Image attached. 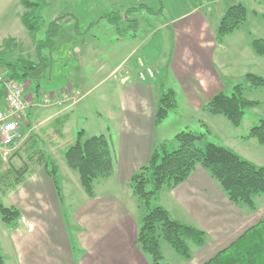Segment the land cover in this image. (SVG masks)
Masks as SVG:
<instances>
[{"label": "crops", "instance_id": "0c3cea01", "mask_svg": "<svg viewBox=\"0 0 264 264\" xmlns=\"http://www.w3.org/2000/svg\"><path fill=\"white\" fill-rule=\"evenodd\" d=\"M238 2L247 8V19L219 43L216 37L220 21L227 9ZM175 6L168 10L170 14H175ZM178 12L170 24L153 30L149 40L142 43L146 46L158 34L163 35L158 39L166 50L156 65L161 70L160 77L141 80L142 65L149 63L141 58L132 61L131 55L107 65L111 71L96 75L97 86L109 83V96L100 98L102 103L95 113L92 136L105 135L110 139L115 170L110 178L95 181L92 197L86 194L78 172L70 169L65 159L67 150L77 140L76 137L66 143L65 127L78 104L68 111L53 108L40 124L47 128L42 151L58 167L61 199L47 168L21 158L22 141L26 138L23 129L27 131L28 119L21 123L23 135L12 147L18 156L5 173L10 178L14 168L17 170L25 163H29V171L19 185L1 192L7 200L2 205L16 208L21 215L10 225L0 217V250L5 264H150L149 257L137 244L146 209L129 183L149 163L155 147L173 141L179 133L165 126L170 116L160 126L155 124L162 92L175 91L178 108L174 112L182 107L193 113L202 112L205 118L200 119V124L210 125L207 119L216 116L204 112L203 107L214 95L225 93L232 83L247 74L264 78V57L257 55L252 46L255 39H264L263 0H233V3L200 0L199 4ZM69 86L72 89L73 85ZM27 101L31 100L27 97ZM62 116L68 120L65 126L59 131L50 130ZM34 128L35 125L31 130ZM81 131L86 139V131ZM227 134L224 147L264 167V145L255 139L244 141L241 139L244 135ZM254 202L255 209L232 203L210 172L196 166L185 182L162 190L153 206L163 207L174 220L203 231L206 243L198 247L189 242L192 257L185 260L162 240L164 264H205L211 260L264 219V196L256 197Z\"/></svg>", "mask_w": 264, "mask_h": 264}, {"label": "trees", "instance_id": "16d2710c", "mask_svg": "<svg viewBox=\"0 0 264 264\" xmlns=\"http://www.w3.org/2000/svg\"><path fill=\"white\" fill-rule=\"evenodd\" d=\"M214 2L217 0H205ZM264 1V0H263ZM23 6L31 13L38 3L22 0ZM149 14L155 12L141 6ZM24 15L23 24L33 37L40 32V17L32 14ZM247 8L240 2L232 5L223 15L217 29V42L221 43L228 35L234 33L246 21ZM117 21V20H116ZM135 28V25H133ZM59 25L52 22L48 25L47 39L38 41V61L31 62L19 59L9 63L0 56V66L7 75L17 81L30 82L36 88L37 94L41 81L49 67V61L42 56L44 48L53 49V39L57 36ZM255 53L264 57V39L252 42ZM245 84L236 85L230 95L220 92L214 95L203 107V111L214 116L225 117L235 128L240 127L246 111L260 105L257 101L245 97L246 89L264 88V78L255 74L244 76ZM4 98L0 87V104ZM178 108V100L173 89L162 92L156 111L155 124L160 126L170 112ZM67 120L66 116L58 118L54 123L61 130ZM205 132L182 131L173 141L162 143L155 147L149 163L140 169L130 180V187L140 205L146 209V215L138 231L137 244L141 251L150 259V264H164L161 241L170 244L173 250L185 260H190L192 253L189 242L198 247L206 243V234L187 224L174 220L163 207L153 206L154 200L164 189H172L185 182L196 166L201 165L210 172L212 177L222 186L230 201L234 204H245L255 209V198L264 196V167H258L241 158L232 150L207 141L211 131L205 123H201ZM242 140H257L264 145V119L241 137ZM176 144L173 150L171 144ZM39 152V153H38ZM37 164L45 166L54 181L56 191L61 199L60 177L57 165L38 151ZM65 159L70 169L78 172L81 185L90 197L94 195V183L99 179L110 178L114 174V156L110 139L105 135L92 136L85 139L84 131L77 135V140L71 146ZM29 163L14 170V182L11 188L19 185L27 172ZM20 212L14 207L0 204V217L3 223L13 224L20 219ZM0 264H5L0 250ZM205 264H264V219L247 230L229 247L219 252Z\"/></svg>", "mask_w": 264, "mask_h": 264}, {"label": "rangeland", "instance_id": "374dc122", "mask_svg": "<svg viewBox=\"0 0 264 264\" xmlns=\"http://www.w3.org/2000/svg\"><path fill=\"white\" fill-rule=\"evenodd\" d=\"M29 1L39 4L32 13L23 6L22 0H0V56L4 57L9 63H15L19 59L37 62L38 41L44 42L47 39V33L45 32L50 23H58L59 31L53 39V49L44 48L42 51V56L49 61V67L41 81L39 95L36 93L35 86L29 81H18L25 89L26 97L32 95L35 99L34 107L21 116L22 123L28 119L26 124H29V127L27 131L23 129L26 138H23L20 156L24 161L32 164L35 163V161H32V157L33 160L37 159L36 152L42 151L46 144L44 138L47 128L44 124L40 125L42 124L41 121L48 118L49 112L55 108L54 106L48 108L35 107L39 105V101H42L44 95L54 96L66 90L74 91L77 96L75 99L76 104L67 111L75 108L77 104L78 106L69 122L67 123L68 120L65 122V124L67 123L65 141L68 144L73 138L77 137L78 132L81 130L86 131L87 138L92 136L96 125L95 113L100 110V104L102 103L100 98L104 95L109 96L107 93L109 83L97 86L96 75L100 72L111 71V68H108L107 65L111 66L131 55L133 57L132 61L137 62L139 58L145 59L149 63L144 64L145 68L152 69L156 73L155 77H160L161 70L156 68V65L164 57L166 50L164 43L159 44L158 38L160 36L162 38L163 35L158 34L154 37V40L148 41L146 46L142 43L149 40L153 30L156 31L161 26L170 24L171 19L180 14L179 9L200 2V0ZM222 1L233 3V0ZM174 4L176 5V12L170 14L168 10ZM141 6L154 11L153 15H157L158 18L149 16L148 11L141 8ZM30 13L32 17H40V32L37 37L30 34L22 21L23 16ZM133 25H135V28H133ZM169 30H172V27ZM135 36H137V39H134ZM156 38L158 41H155ZM114 60L116 61L114 62ZM2 69L5 70L3 67ZM71 84L73 87L69 89ZM239 84H245L244 77L232 83L225 94L230 95L233 88ZM45 92L50 93L44 94ZM245 97L259 102L260 105L246 111L239 129L233 127L223 116H216L211 120L207 119L211 125L207 126L212 133L208 136L207 141L224 146L223 144H227V133L246 135L251 128L264 119V88L246 89ZM4 103L3 100L0 111L4 110ZM169 116L165 126L172 127L174 130H178L179 133L182 131L205 132L200 124V119L205 118L202 112L193 113L188 108L183 109L182 107L177 112H170ZM34 125L35 128L31 130ZM56 127L60 128V125L54 123V127H50V130H57ZM171 145L170 149L173 150L176 144ZM17 156L18 152L11 151L7 163H4L0 158V182L3 183L0 185V204L7 203L6 197L1 192L14 182V174L9 178L5 171L8 166H12V160Z\"/></svg>", "mask_w": 264, "mask_h": 264}, {"label": "built area", "instance_id": "2783aa9c", "mask_svg": "<svg viewBox=\"0 0 264 264\" xmlns=\"http://www.w3.org/2000/svg\"><path fill=\"white\" fill-rule=\"evenodd\" d=\"M140 72L141 80L155 77V71L145 68ZM0 87L4 91L5 108L0 111V158L7 163L8 155L12 151L14 143L22 137L21 132V116L27 113V110L34 107L35 99L28 97L27 101L25 89L15 79L10 78L7 72L0 66ZM45 96V95H44ZM39 105L35 107L48 108L58 107L61 109H69L76 104V95L74 91L66 90L55 94L54 96H45ZM37 98V97H36Z\"/></svg>", "mask_w": 264, "mask_h": 264}]
</instances>
